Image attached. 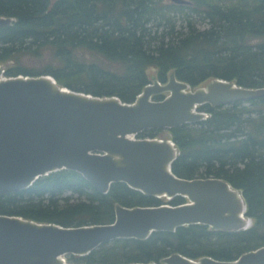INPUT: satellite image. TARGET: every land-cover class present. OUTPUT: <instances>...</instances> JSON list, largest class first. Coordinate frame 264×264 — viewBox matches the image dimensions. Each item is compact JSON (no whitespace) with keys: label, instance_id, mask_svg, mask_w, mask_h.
I'll return each mask as SVG.
<instances>
[{"label":"trees","instance_id":"obj_1","mask_svg":"<svg viewBox=\"0 0 264 264\" xmlns=\"http://www.w3.org/2000/svg\"><path fill=\"white\" fill-rule=\"evenodd\" d=\"M188 1L0 0V16L14 18L0 28V64L10 63L8 77L49 74L61 86L128 103L151 82L150 68L161 83L174 73L192 88L217 78L264 87V0ZM87 52L98 59H88ZM198 110L205 119L136 136L172 139L178 150L172 171L178 177L228 181L242 193L251 225L234 231L204 224L154 231L145 239L104 242L83 256L67 254L68 262L160 263L173 253L235 260L264 245V96ZM186 201L182 196L165 201L125 182L101 193L80 172L62 169L26 189L0 194V214L80 226L113 222L118 205Z\"/></svg>","mask_w":264,"mask_h":264},{"label":"water","instance_id":"obj_2","mask_svg":"<svg viewBox=\"0 0 264 264\" xmlns=\"http://www.w3.org/2000/svg\"><path fill=\"white\" fill-rule=\"evenodd\" d=\"M13 21L0 16V28ZM164 92L168 94L163 99H152ZM262 96L264 87H242L219 78L192 88L171 73L166 83L150 82L128 103L115 95L102 97L61 86L49 74L4 77L0 70V194L71 169L101 193L115 182H125L146 195L188 200L177 205H118L113 222L80 226L0 214V264H86L66 263L63 258L86 255L115 239H145L154 231L192 224L228 231L248 228L238 189L221 178L178 177L172 171L178 156L172 139L133 136L144 129L203 120L206 113L198 107L205 104L220 106ZM125 264H264V245L235 260H196L173 253L160 263Z\"/></svg>","mask_w":264,"mask_h":264},{"label":"rangeland","instance_id":"obj_3","mask_svg":"<svg viewBox=\"0 0 264 264\" xmlns=\"http://www.w3.org/2000/svg\"><path fill=\"white\" fill-rule=\"evenodd\" d=\"M178 18H181V16H177ZM198 25L200 26V27H205V26H207V24L206 23H204V22H202V21H200L199 23H198ZM86 56H87V58L88 59H98L96 56H92L90 53H86ZM24 64H26V65H35L34 63H32V62H30V61H27V60H23L22 61ZM10 66V63H5V64H0V68H1V71H2V73H3V76L4 77H8V76H6L5 74H4V71L6 70V68L7 67H9ZM148 74H149V76H150V79H151V82L152 81H154V80H157L156 79V69L155 68H150L149 70H148ZM206 85V84H205ZM168 94V92H164V93H162V95H164V96H166ZM153 99V98H152ZM163 135V137H169V134H168V132H166V130H163V133H162ZM135 138H138L137 136H134ZM162 200H168L166 197H160ZM251 224V223H250ZM249 224V225H250Z\"/></svg>","mask_w":264,"mask_h":264},{"label":"bare ground","instance_id":"obj_4","mask_svg":"<svg viewBox=\"0 0 264 264\" xmlns=\"http://www.w3.org/2000/svg\"><path fill=\"white\" fill-rule=\"evenodd\" d=\"M1 70V68H0ZM244 221H245V225L250 224L251 220L249 218H247L246 216L243 217Z\"/></svg>","mask_w":264,"mask_h":264},{"label":"built area","instance_id":"obj_5","mask_svg":"<svg viewBox=\"0 0 264 264\" xmlns=\"http://www.w3.org/2000/svg\"><path fill=\"white\" fill-rule=\"evenodd\" d=\"M133 137H134V136H133ZM63 261L66 262V263H68V261H67L65 258H63Z\"/></svg>","mask_w":264,"mask_h":264}]
</instances>
